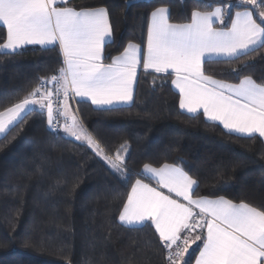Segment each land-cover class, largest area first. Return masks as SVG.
<instances>
[{"label":"trees","instance_id":"16d2710c","mask_svg":"<svg viewBox=\"0 0 264 264\" xmlns=\"http://www.w3.org/2000/svg\"><path fill=\"white\" fill-rule=\"evenodd\" d=\"M235 2L70 0L67 6L108 11L113 39L105 47V61L111 62L130 42L145 46L150 15L157 8L169 9L171 23L186 24L193 10L212 11ZM243 10L233 7L232 16ZM225 21L217 27H229L231 21ZM6 38L0 25V44ZM62 66L58 45L0 52V112L58 75ZM203 71L227 83L251 76L264 84V46L238 59L207 60ZM179 100L172 75L141 71L130 106L97 109L76 103L82 124L105 155L114 158L126 144L127 152H120L123 175L88 145L64 132L54 135L45 111L28 112L0 138V264H169L151 223L127 227L119 221L132 184L146 179L144 164L183 168L197 181L195 198L224 197L264 210L262 139L233 135L201 114L188 115ZM201 247L202 241L188 264Z\"/></svg>","mask_w":264,"mask_h":264},{"label":"snow or ice","instance_id":"6c2138e0","mask_svg":"<svg viewBox=\"0 0 264 264\" xmlns=\"http://www.w3.org/2000/svg\"><path fill=\"white\" fill-rule=\"evenodd\" d=\"M69 2L0 0V25L6 28L7 37L0 44V52L15 53L25 45H58L63 56L58 75L42 80L23 100L0 112V134L34 110L31 106L39 104L47 111L49 127L57 116H63L65 133L86 142L123 175L124 157L120 152H127L126 144L114 158L105 155L68 101L73 96L87 98L99 108L128 103L133 99L137 69L142 65L145 71L174 74L172 84L179 90L181 109L190 114L202 110L208 120L218 121L230 133L264 137V84L251 76L238 84L227 83L203 71L210 56L238 59L264 46V0H236L212 11L193 10L191 22L186 24L171 23L169 10L157 8L151 13L146 49L130 42L108 64L103 62V49L112 35L107 10H77L68 7ZM233 7L244 10L236 11L233 18ZM226 17L230 27L215 26L217 22L225 25ZM49 84L52 87H46ZM143 175L155 180L157 187L137 179L119 221L128 226L150 221L168 249L169 264H188L185 255L197 241H202V248L196 264H264V210L224 197L193 198L197 181L172 164L158 168L144 164ZM160 189H167L168 194ZM197 229L200 231L190 238Z\"/></svg>","mask_w":264,"mask_h":264},{"label":"crops","instance_id":"0c3cea01","mask_svg":"<svg viewBox=\"0 0 264 264\" xmlns=\"http://www.w3.org/2000/svg\"><path fill=\"white\" fill-rule=\"evenodd\" d=\"M165 8V7H164ZM105 9V8H104ZM168 9V8H167ZM77 10H79V9H77ZM85 10H94V9H85ZM169 10V9H168ZM155 11V10H154ZM108 12V11H107ZM108 16H109V13H108ZM234 18V17H233ZM109 22H110V18H109ZM151 22V15H150V19H149V23ZM218 24H220L219 22H217L216 23V27H217V25ZM110 25H111V23H110ZM149 25V24H148ZM230 27V26H229ZM6 29V28H5ZM111 30H112V27H111ZM112 39H113V32H112V35H111V40H110V42L112 41ZM6 42V41H5ZM146 42H147V39H146ZM109 43V42H108ZM107 43V44H108ZM106 44V45H107ZM106 45H105V47H106ZM138 45V44H137ZM28 46H40V47H44V48H48V47H53V46H41V45H25V46H23L22 48H25V47H28ZM128 46V45H127ZM105 47H104V49H103V56L105 57ZM258 47H260V46H257V48ZM22 48H19V49H17L16 50V52L17 51H19V50H21ZM141 48L142 49H146V44H145V46L144 47H142L141 46ZM250 52V51H249ZM2 53H4V52H2ZM123 53V52H122ZM121 53V54H122ZM120 55V54H119ZM243 55V54H242ZM118 56V55H117ZM116 57V56H115ZM221 59H229V58H227V57H225V56H219V57H217V56H210V57H208L207 58V60H221ZM206 60V61H207ZM103 62L105 63V64H108V63H111V62H106L105 61V59L103 60ZM141 71H145L144 69H143V67H142V65L141 66H139L138 67V69H137V78H136V81L134 82V85H133V99H132V101H130V102H128V103H116V104H114V105H112V106H105V107H103V108H99V107H97L96 105H93L92 103H91V101L89 100V99H87V98H80V97H72V98H70L69 99V101H68V103H69V106H70V109H71V111L72 112H74L75 114H76V116L78 117V119H79V121H80V123L82 124V122H81V119H80V117H79V114H78V112H77V109H76V103L77 102H79V101H85V102H88V103H90L94 108H97V109H110V108H117V107H127V106H130V105H132L133 104V102H134V98H135V94H136V89H137V84H138V79H139V75H140V72ZM147 71H152V72H154L153 70H151V69H149V70H147ZM163 74H165V73H163ZM173 79H175V76H174V74L172 75V80ZM172 88L174 89V91L175 92H177L178 94H179V90L178 89H176L175 88V86L172 84ZM43 91V90H42ZM179 97H180V95H179ZM34 110L35 109H39V110H43V111H45V109H41L40 108V106H39V104H37V105H33V106H31ZM181 109V108H180ZM181 111L182 112H184V113H186V114H188V115H198V114H201V115H203V111L201 110L199 113H197V114H190V113H188L186 110H184V109H181ZM30 112V111H29ZM25 115H22V118L24 117ZM203 117L208 121V122H211V123H214V124H217V125H219V126H221L222 128H223V125L222 124H220L218 121H210V120H208L207 119V117H205L204 115H203ZM21 119H19L17 122H15L14 123V125H16L19 121H20ZM14 125H12V126H10L9 127V129H7L6 131H5V133H2V134H0V138H2V137H4L9 131H10V129L14 126ZM82 126L84 127V125L82 124ZM85 128V127H84ZM224 129V128H223ZM226 132H228V133H230L227 129H224ZM64 132V131H63ZM65 133V132H64ZM65 134H67V133H65ZM230 134H233V135H237V136H241L240 134H237V133H234V132H231ZM68 135V134H67ZM69 137H71V138H73L74 140H75V138L74 137H72V136H70V135H68ZM253 136H258L259 137V135L258 134H255V135H253ZM242 137H247V136H242ZM261 139H262V141L264 142V137H260ZM77 141V140H76ZM79 142H81V141H79ZM142 179V178H141ZM143 180V182L144 183H149L151 186H153V187H157V185H156V182H155V180H149V179H142ZM195 189V188H194ZM160 190H162V191H164L165 192V194H168L167 193V189H160ZM131 191V190H130ZM173 195V198H176V199H179L182 203H186V201H183L182 200V198H178V197H175V195L174 194H172ZM193 198H195V197H193ZM208 199V198H207ZM217 199V198H216ZM121 223V222H120ZM146 223H151L150 221L149 222H146ZM145 223V224H146ZM122 224V223H121ZM122 225H124V224H122ZM124 226H127V227H140V226H143V225H132V226H128V225H124ZM154 226V225H153ZM193 235H196V234H190V238H192V236ZM202 248V247H201ZM200 252V251H199ZM199 252H198V254H197V256H196V258H195V260H194V262H193V264H196V259L199 257Z\"/></svg>","mask_w":264,"mask_h":264},{"label":"built area","instance_id":"2783aa9c","mask_svg":"<svg viewBox=\"0 0 264 264\" xmlns=\"http://www.w3.org/2000/svg\"><path fill=\"white\" fill-rule=\"evenodd\" d=\"M54 107H56L55 104H54ZM45 112L47 113L46 109H45ZM63 125H64V117L63 116H57L55 121H54V125L52 127H49V125H48V128L54 135H58L64 131ZM195 211H198V210H195ZM199 231L200 230L197 229L196 231L192 232L191 234H194V233L196 234ZM166 251H167V255H168V249H166Z\"/></svg>","mask_w":264,"mask_h":264},{"label":"rangeland","instance_id":"374dc122","mask_svg":"<svg viewBox=\"0 0 264 264\" xmlns=\"http://www.w3.org/2000/svg\"><path fill=\"white\" fill-rule=\"evenodd\" d=\"M81 142L87 145L86 142H84V141H81ZM100 158L104 159L102 156H100ZM104 160H105V159H104ZM106 161H107V160H106ZM194 234H195V233H194ZM194 236H195V235H193L192 237H194ZM199 242H200V241H197L195 244H192V245H191V247L189 248L188 253H186V255H185V260H186V261L189 260V258L191 257L192 253L194 252L195 248L198 246Z\"/></svg>","mask_w":264,"mask_h":264}]
</instances>
